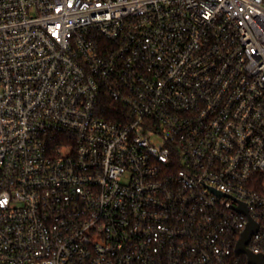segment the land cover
Masks as SVG:
<instances>
[{"label":"built area","instance_id":"built-area-1","mask_svg":"<svg viewBox=\"0 0 264 264\" xmlns=\"http://www.w3.org/2000/svg\"><path fill=\"white\" fill-rule=\"evenodd\" d=\"M250 219L264 0H0V264H250Z\"/></svg>","mask_w":264,"mask_h":264},{"label":"water","instance_id":"water-1","mask_svg":"<svg viewBox=\"0 0 264 264\" xmlns=\"http://www.w3.org/2000/svg\"><path fill=\"white\" fill-rule=\"evenodd\" d=\"M244 213H248L246 208H241ZM258 230V225L254 222V220L250 219V222L246 228V230L242 233L241 239L239 240L236 252L246 253L248 255V260L250 264H264V254H254L248 248L247 244L251 239V236Z\"/></svg>","mask_w":264,"mask_h":264}]
</instances>
